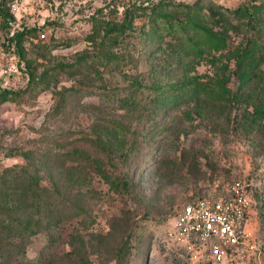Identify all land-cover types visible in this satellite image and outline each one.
Listing matches in <instances>:
<instances>
[{
  "label": "rangeland",
  "instance_id": "obj_1",
  "mask_svg": "<svg viewBox=\"0 0 264 264\" xmlns=\"http://www.w3.org/2000/svg\"><path fill=\"white\" fill-rule=\"evenodd\" d=\"M16 1L14 29L35 32L21 42L18 55L0 47V89L17 91L0 104V170L24 163L19 151L30 150L37 163L46 149L81 145L85 137L95 138L96 131L119 123L129 141L126 157L104 162L139 186L116 194L82 167L87 187L96 194L80 198L89 213L77 234L81 252L65 254L74 231L67 225L51 235L42 230L25 236L13 247L0 236V264H115L127 236L126 264H207L200 253L168 244L163 232L189 198L224 196L233 181L246 185L250 206L243 242L229 264H264V127L246 125L244 102L199 115L192 103L170 101L187 74L169 36L162 41L146 36L153 8L179 15L189 4L227 12L238 25L230 31L228 48L249 40L264 45V24L252 26L233 13L238 7L251 11L264 0ZM230 66L233 70V62ZM8 67L17 70L5 73ZM213 72L203 60L187 73L205 80ZM238 84L232 74L227 84L232 93L239 91ZM72 165L57 154L45 165L42 182L48 183L51 173L65 186L67 169L77 170ZM5 249L12 251L7 259L1 257Z\"/></svg>",
  "mask_w": 264,
  "mask_h": 264
},
{
  "label": "trees",
  "instance_id": "obj_2",
  "mask_svg": "<svg viewBox=\"0 0 264 264\" xmlns=\"http://www.w3.org/2000/svg\"><path fill=\"white\" fill-rule=\"evenodd\" d=\"M11 1L0 0V47L8 54L18 55L21 42L33 34L35 29L26 26L14 29V13L8 5ZM226 13L214 9L206 12L199 6L183 4L180 14L173 15L167 8L159 6L153 8L148 15L149 28L146 36L149 40L159 41L165 40L164 35L169 36L171 40L167 42L175 47L178 61L187 74L177 84L176 95L171 96L170 101L177 104L192 103L199 115L204 114L207 109L214 110L235 101L244 102L246 112L243 116L246 125L260 129L264 127V91L261 90L264 80V71L261 68L264 45L257 40H249L243 46L228 48L230 31L238 30V25ZM233 13L247 17V22L252 26L264 24V2L254 5L251 11L238 7ZM130 21L123 22L121 27L129 26ZM203 60L214 68L212 75L205 80H199L195 74L187 73ZM230 62H233V70ZM232 74L237 76L239 82V91L236 93H232L227 85ZM157 88L163 90L162 86ZM16 92L9 88L0 89V104L9 100ZM95 135V138L85 137L81 145L62 151L46 149L38 156L37 163L33 161L30 150L19 151L17 154L25 162L0 170V236L5 239L7 247H13L25 236L35 235L42 230L51 235L52 232L63 231L64 227L71 225L74 231L70 233V249L65 254L73 256L81 252L82 242L80 245L76 244L77 234L80 229H84L82 219L84 221V216L89 213L80 198L96 194L87 187L89 179H86L82 167H87L99 175L116 194H128L139 186L133 177L117 174L108 169L104 162V158L126 157V144L129 141L124 125L115 123L111 127L96 131ZM57 154L63 159L75 162L77 169H67L65 178L68 183L65 186L61 185L59 176L51 173H47L49 182H42L45 165ZM75 167L72 165V168ZM196 199L199 198H189L187 202ZM129 237L118 248L115 264H126ZM11 252L5 249L1 251V257H9Z\"/></svg>",
  "mask_w": 264,
  "mask_h": 264
},
{
  "label": "built area",
  "instance_id": "obj_3",
  "mask_svg": "<svg viewBox=\"0 0 264 264\" xmlns=\"http://www.w3.org/2000/svg\"><path fill=\"white\" fill-rule=\"evenodd\" d=\"M8 5L12 13L18 11L16 0ZM16 70L8 67L4 72ZM249 206L246 185L233 181L224 196L185 203L164 229V240L187 253H200L207 264H229L243 242Z\"/></svg>",
  "mask_w": 264,
  "mask_h": 264
}]
</instances>
